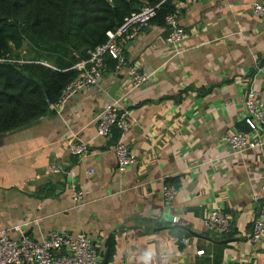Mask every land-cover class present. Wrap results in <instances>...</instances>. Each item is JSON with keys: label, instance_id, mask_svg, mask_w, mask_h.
<instances>
[{"label": "crops", "instance_id": "obj_1", "mask_svg": "<svg viewBox=\"0 0 264 264\" xmlns=\"http://www.w3.org/2000/svg\"><path fill=\"white\" fill-rule=\"evenodd\" d=\"M254 3L264 0H171L185 51L168 49L161 18L123 44L127 65L149 77L143 85L131 89L126 66L107 59L96 85L44 121L0 135V230L13 240L84 234L100 257L110 236L106 264H264V236L249 242L264 133L261 147L238 153L222 141L247 130L246 90H264V21L252 14ZM120 98L128 130L97 137V113ZM117 140L136 159L123 173L112 154ZM73 142L86 145L84 156L68 154ZM53 164L59 173L49 171ZM163 183L175 188L170 202ZM74 190L82 193L77 203ZM214 207L231 219L223 244L202 226Z\"/></svg>", "mask_w": 264, "mask_h": 264}, {"label": "built area", "instance_id": "obj_2", "mask_svg": "<svg viewBox=\"0 0 264 264\" xmlns=\"http://www.w3.org/2000/svg\"><path fill=\"white\" fill-rule=\"evenodd\" d=\"M186 3H195L199 0H178ZM160 4L143 6L138 11L122 18L119 26L113 31L105 33V42L93 49L87 50L84 57L73 54L75 62L70 67L75 76L61 90L57 100L49 106L51 111H58L62 104L76 92L97 84L105 67V61H114L115 68L126 66L127 81L131 89H136L148 80V75L141 73L134 65H127L123 55V44L134 39L156 17ZM252 14L264 21V5L254 3L251 6ZM166 30L165 44L168 49L177 55L186 50L182 44L187 38L186 32L180 27L174 13L163 16ZM23 53V52H22ZM19 64L23 61H17ZM244 108L243 123L246 131H238L230 136L223 137L227 149L232 153L242 152L251 148H259L263 142L264 133V90H246L242 101ZM128 110L121 106L120 99H112L100 109L95 117V134L106 138L112 130L119 134L129 128ZM86 145L81 142L69 143L68 154L72 157H82L86 153ZM115 169L123 173L132 166L136 159L126 144L117 140L112 146ZM263 179H264V155ZM51 173L61 171L57 164L49 166ZM90 174V172H89ZM261 196H253L251 200L257 205V210L251 220L249 242L256 245L264 236V181L261 185ZM175 188L163 183L160 194L166 202H170ZM81 192L74 190L72 198L79 202ZM171 222H175L173 219ZM202 226L208 233L224 236L230 232V216L218 207L209 210L202 220ZM14 230H17L15 228ZM185 243V240L182 241ZM197 251L196 255H201ZM100 254L88 241L84 234L71 236L65 232L51 231L39 241L20 236L17 240L9 238L7 230H0V264H99Z\"/></svg>", "mask_w": 264, "mask_h": 264}, {"label": "trees", "instance_id": "obj_3", "mask_svg": "<svg viewBox=\"0 0 264 264\" xmlns=\"http://www.w3.org/2000/svg\"><path fill=\"white\" fill-rule=\"evenodd\" d=\"M157 4L154 19L171 13V0H0V135L50 113L75 76L73 54L84 57L123 17Z\"/></svg>", "mask_w": 264, "mask_h": 264}, {"label": "water", "instance_id": "obj_4", "mask_svg": "<svg viewBox=\"0 0 264 264\" xmlns=\"http://www.w3.org/2000/svg\"><path fill=\"white\" fill-rule=\"evenodd\" d=\"M110 94H111L110 96H111V98H112V97H113V93H110ZM44 120H45L44 117H43V118H40V119H38V120H36V121H34V122H32V123H30V124L24 126V127H21V128H19V129H17V130L24 129V128L29 127V126H31V125H34V124L40 123V122H42V121H44ZM110 238H111V237L108 236V237L106 238L105 242H104L103 247H104L105 250H104V252H103V255H102V257H101V260H100V263H99V264H106ZM226 242H227V241H225V240L223 239V236H221V237H220V242H219V244H223V243H226Z\"/></svg>", "mask_w": 264, "mask_h": 264}]
</instances>
